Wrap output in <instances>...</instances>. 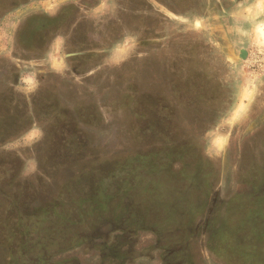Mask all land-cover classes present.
Returning a JSON list of instances; mask_svg holds the SVG:
<instances>
[{
  "label": "rangeland",
  "instance_id": "obj_1",
  "mask_svg": "<svg viewBox=\"0 0 264 264\" xmlns=\"http://www.w3.org/2000/svg\"><path fill=\"white\" fill-rule=\"evenodd\" d=\"M184 242L264 264V0H0V264Z\"/></svg>",
  "mask_w": 264,
  "mask_h": 264
},
{
  "label": "flooded vegetation",
  "instance_id": "obj_2",
  "mask_svg": "<svg viewBox=\"0 0 264 264\" xmlns=\"http://www.w3.org/2000/svg\"><path fill=\"white\" fill-rule=\"evenodd\" d=\"M242 1L244 0H237V3H240ZM176 2L180 3V0H176ZM230 5L231 4L229 3V6ZM214 211H216V209ZM186 245L187 243L184 242V244L178 246L177 248H172V250L167 249L166 251L162 252V254L160 255V264H196L197 260H192L191 251H188V249H183V247H187Z\"/></svg>",
  "mask_w": 264,
  "mask_h": 264
}]
</instances>
